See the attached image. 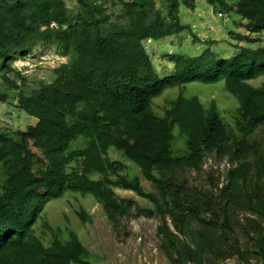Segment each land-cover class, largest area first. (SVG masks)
<instances>
[{"label":"trees","instance_id":"trees-1","mask_svg":"<svg viewBox=\"0 0 264 264\" xmlns=\"http://www.w3.org/2000/svg\"><path fill=\"white\" fill-rule=\"evenodd\" d=\"M205 1L246 22L244 34L230 33L236 53L169 54L174 72L160 78L145 41L191 29L179 20L180 0H163L162 9L155 0H75L74 8L65 0H0L2 84L36 120L17 134L0 130V264H90L75 233L47 246L34 224L48 200L70 191L93 196L118 233L138 206L117 197L114 186L154 205L134 216L157 219L169 264H264V48L248 46L264 31V0ZM183 4L196 8L194 0ZM37 44H52L67 60L26 92L10 61ZM258 77V86L248 82ZM220 80L238 101L230 121L215 102L206 110L181 92L161 117L153 111L152 100L168 87ZM7 96L0 93V101ZM174 125L185 137L178 157L170 149ZM79 138L83 148L71 149ZM110 147L138 166L154 191L123 174ZM208 158L229 167L206 172L197 184L192 175L203 173Z\"/></svg>","mask_w":264,"mask_h":264},{"label":"rangeland","instance_id":"rangeland-1","mask_svg":"<svg viewBox=\"0 0 264 264\" xmlns=\"http://www.w3.org/2000/svg\"><path fill=\"white\" fill-rule=\"evenodd\" d=\"M190 2V1H189ZM68 7H75V0H65ZM196 8L188 9L183 0L179 4V20L182 24L190 25V30H185L178 35H173L159 40L145 41L146 49L152 61L156 74L162 78L174 72L173 64L169 61V54H182L189 56L200 55L204 50L210 49L222 59H228L236 53L230 33L244 34L246 22L235 12L225 8H212L205 0H194ZM158 8L162 9L163 0H155ZM222 15L219 16L218 14ZM252 42L248 45L252 49L264 48V31L251 35ZM67 58L57 53L52 44H37L25 53L16 54L10 61L11 68L25 77L23 91H30L42 81H49L53 77L52 70L66 62ZM262 77L248 81L251 85L258 86ZM188 98L197 96L207 110L210 103L215 102L219 115L230 121V115L238 107L235 95L225 88L223 80L215 83L190 82L183 86L168 87L162 94L152 100L154 113L161 117L169 102L179 93ZM0 93H7V99L0 101V130L17 134L29 125L35 124L34 117L26 115L17 107L16 93L4 88L0 71ZM174 138L170 142L173 156L185 154V137L179 132L177 125L172 129ZM84 140L79 138L71 144L70 148H83ZM108 156L119 161L123 174L130 178H138L142 187L147 191H154L151 182L145 180L140 169L133 162L126 159L114 147L108 149ZM74 166V165H73ZM226 161L215 162L208 158L201 175H192L193 181L201 184L205 181V173L211 170L225 172L228 168ZM98 174L90 178L98 179ZM119 198L130 199L134 206L130 209L128 223L123 219V224L118 226L120 232H115L107 215L93 196L67 191L58 199L48 200L38 215L34 224L35 232L44 245H49L56 235L62 242L68 241L71 233H75L87 250V261L90 264H169L160 250V239L155 233L157 219H146L138 215V209L151 208L154 205L147 199L138 196L132 191L113 187ZM83 212L90 217L89 221L82 222L78 213ZM127 217V218H128ZM145 217V218H144ZM126 218V219H127ZM46 223L50 229L44 228ZM44 228V229H43ZM235 260L231 261V263Z\"/></svg>","mask_w":264,"mask_h":264},{"label":"built area","instance_id":"built-area-1","mask_svg":"<svg viewBox=\"0 0 264 264\" xmlns=\"http://www.w3.org/2000/svg\"><path fill=\"white\" fill-rule=\"evenodd\" d=\"M221 14H219V16H220ZM224 264H242V263H239V262H233V263H231V262H227V263H224Z\"/></svg>","mask_w":264,"mask_h":264},{"label":"clouds","instance_id":"clouds-1","mask_svg":"<svg viewBox=\"0 0 264 264\" xmlns=\"http://www.w3.org/2000/svg\"><path fill=\"white\" fill-rule=\"evenodd\" d=\"M219 14H221V13H219ZM219 14H218V15H219ZM221 15H222V14H221ZM221 15H220V16H221Z\"/></svg>","mask_w":264,"mask_h":264}]
</instances>
